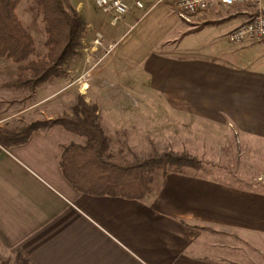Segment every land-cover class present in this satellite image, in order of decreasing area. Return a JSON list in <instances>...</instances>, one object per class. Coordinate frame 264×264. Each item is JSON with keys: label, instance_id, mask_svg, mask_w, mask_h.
I'll return each instance as SVG.
<instances>
[{"label": "crops", "instance_id": "obj_1", "mask_svg": "<svg viewBox=\"0 0 264 264\" xmlns=\"http://www.w3.org/2000/svg\"><path fill=\"white\" fill-rule=\"evenodd\" d=\"M120 1L129 10L112 21L91 0H67L84 21L83 33L100 35L109 47L115 77L141 72L156 95L144 103L161 119L220 125L264 141L263 44L222 42L237 25L225 21L230 14L219 18L220 9L186 23L169 2ZM15 78L16 66L0 60V107L23 93L5 86ZM46 84L53 89L56 82ZM109 103L115 112L133 111L129 99ZM2 115L0 128L7 129ZM75 138L52 126L0 147V249L29 264H256L246 250L215 240L235 235L264 264V193L183 172L160 176L141 199L79 194L58 166L65 146L81 144Z\"/></svg>", "mask_w": 264, "mask_h": 264}, {"label": "rangeland", "instance_id": "obj_2", "mask_svg": "<svg viewBox=\"0 0 264 264\" xmlns=\"http://www.w3.org/2000/svg\"><path fill=\"white\" fill-rule=\"evenodd\" d=\"M256 10L253 7L234 6L220 9L217 13L219 18L230 14L225 21L234 19L238 25L256 13ZM15 12L34 41L36 55L42 56L45 53L42 47L44 36L32 1L20 0ZM199 37V42L206 38L204 35ZM220 38L222 42H227L226 36L224 38L221 35ZM251 42L264 45L263 40ZM109 57V47L102 43L100 35L83 33L77 53L63 66L64 77L52 80L56 82L52 84L53 89L43 83L32 91H23L0 107L2 116L6 118L2 123L9 125L6 130L45 121L46 116L53 120L61 114L69 115L70 107L76 97L80 96L86 103L95 105L100 127L110 140L109 154L119 162L141 161L154 152L186 153L199 162V168L183 169V172L220 179L264 193V141L243 139L220 125L210 127L189 120L182 124L161 119L162 114L156 112V107L150 110L144 103L152 101L156 96L146 87L144 75L133 71L119 73L120 76L126 75L125 78L115 77V64L109 61ZM112 97L131 100L133 111L126 108L122 113L115 112L113 104L109 103ZM19 109L26 110L21 114ZM76 137L75 141L80 139L82 143L83 139ZM150 176L153 189L159 183L160 172L154 171ZM215 240L227 248L246 250L253 263L262 264L260 260L263 256L254 253L251 248L247 251L235 235L216 236ZM15 255L16 251L0 249V264H14Z\"/></svg>", "mask_w": 264, "mask_h": 264}, {"label": "trees", "instance_id": "obj_3", "mask_svg": "<svg viewBox=\"0 0 264 264\" xmlns=\"http://www.w3.org/2000/svg\"><path fill=\"white\" fill-rule=\"evenodd\" d=\"M40 18L45 53L36 48L15 12L20 0H0V60L16 66V78L6 87L32 91L43 83L64 77L63 66L80 46L85 24L66 0H31ZM56 126L83 139L62 149L58 166L67 184L79 194L141 199L151 192L150 173H183L198 169L199 162L186 153L154 152L144 160L121 163L109 154V137L98 122L95 105L77 96L69 115L36 121L16 130L0 128V147L8 149L25 143L31 132ZM14 264H29L16 252Z\"/></svg>", "mask_w": 264, "mask_h": 264}, {"label": "built area", "instance_id": "obj_4", "mask_svg": "<svg viewBox=\"0 0 264 264\" xmlns=\"http://www.w3.org/2000/svg\"><path fill=\"white\" fill-rule=\"evenodd\" d=\"M93 5L103 14L111 17L112 21L125 15L129 6L120 0H91ZM171 3L175 16L190 23L191 18L209 9H221L234 6L253 7L256 13L241 24L232 28L226 35L231 44H240L244 40H264V0H159ZM135 7L142 8L140 2ZM262 7V8H261Z\"/></svg>", "mask_w": 264, "mask_h": 264}]
</instances>
